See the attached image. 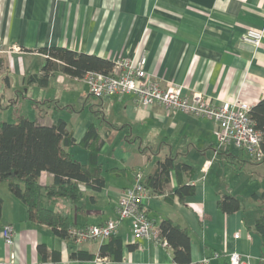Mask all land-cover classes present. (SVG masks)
<instances>
[{
  "label": "crops",
  "instance_id": "1",
  "mask_svg": "<svg viewBox=\"0 0 264 264\" xmlns=\"http://www.w3.org/2000/svg\"><path fill=\"white\" fill-rule=\"evenodd\" d=\"M248 29L263 31L258 46L242 41ZM50 46L112 60L143 53L150 77L163 85H180L185 94L201 93L215 103L241 99L255 104L264 97V0H0L5 97L20 105L25 96L20 90L14 95L7 71L18 73L23 88L27 75L40 72L45 57L39 49ZM24 55L42 57L39 70H28ZM27 86L33 89L37 84ZM37 87L43 91L31 102L34 111L26 109L27 101L22 102L26 113L11 114L14 119L22 114L44 125L63 119L75 138L67 150L84 163L89 154L80 140L90 125L102 141L98 161L104 186L94 190L81 183L83 195L78 202L45 198L50 208L69 214L71 226L116 219L118 196L135 181V174L146 178L159 160L172 157L191 167L180 179L192 183L195 193L184 201L171 194L178 184L171 170L162 192L148 189L142 198L147 216L156 225L168 217L187 228L190 264H224L232 251L247 255L250 264L264 262V245L253 230L261 212L249 217L243 209L227 214L216 206L221 194L238 197L230 185L246 184V178L237 182L236 176L249 163L232 149L217 146L214 121L160 105L139 107L130 94L97 99L89 95L86 83L60 71L46 86ZM57 87L61 92H55ZM64 91L71 92L70 102L64 99ZM52 178L43 171L39 180L45 185ZM0 197V233L5 225L14 230L12 243L0 234V264H179L172 259L171 247L146 237L134 239L129 218L118 226L120 260L109 256L71 259L69 253L78 249L96 255L107 239L75 243L58 236L47 224L29 221L25 204L9 191L7 181L0 182ZM205 258L209 260L203 263Z\"/></svg>",
  "mask_w": 264,
  "mask_h": 264
},
{
  "label": "trees",
  "instance_id": "2",
  "mask_svg": "<svg viewBox=\"0 0 264 264\" xmlns=\"http://www.w3.org/2000/svg\"><path fill=\"white\" fill-rule=\"evenodd\" d=\"M39 52L45 57L40 72L27 75L26 83H34L40 87L46 86L56 71L71 77H81L88 71L108 74L114 65L112 59L61 46L41 47ZM249 114L254 127L262 134L261 146L264 149V97L252 105ZM74 143L75 138L63 119H58L52 125H44L34 118L21 114L13 121L0 122V182L7 181L9 191L23 201L29 221L47 224L61 238H67L71 217L67 212L53 210L44 205L43 199L53 201L65 198L78 202L83 195L81 183L94 190H100L104 186L102 165L98 161L102 141L99 140L95 126L90 125L80 140V144L88 150L87 163L73 158L67 150ZM171 170L178 177V184L171 194H176L182 201L193 196L195 186L180 179L181 174L189 172L191 167L183 162H175L172 157L159 160L153 171L144 178L143 184L149 190L162 192L164 184L169 181ZM43 171L53 175L52 183L45 185L40 183ZM252 196L256 199L259 196L263 197L264 193L255 192ZM2 205L3 199L0 197V218ZM216 206L222 213L227 214L242 209L241 199L226 193L219 196ZM157 228L159 236L165 239L172 249L173 261L190 264L191 240L187 228L168 217L163 218ZM253 230L264 245V210L256 218ZM39 250L43 251L40 247ZM121 254L122 240L115 233L100 245L96 255L78 249L71 251L69 257L90 260L95 256H109L114 260H120ZM58 258L59 255L54 253V259ZM224 264H229L228 256Z\"/></svg>",
  "mask_w": 264,
  "mask_h": 264
},
{
  "label": "built area",
  "instance_id": "3",
  "mask_svg": "<svg viewBox=\"0 0 264 264\" xmlns=\"http://www.w3.org/2000/svg\"><path fill=\"white\" fill-rule=\"evenodd\" d=\"M262 36V30L248 29L243 34L242 41L258 46ZM113 61L112 71L108 74L88 71L81 77L72 78L86 83L89 94L97 99L130 94L139 107L160 105L170 111L210 119L215 123L213 134L219 148L244 151L255 162L264 160L262 134L254 127L249 114L252 103L241 99L215 103L201 93H183L180 85L172 83L163 85L161 81L150 77L146 71V57L143 53L133 57L119 56ZM143 180L142 174L137 172L135 181L123 188L118 196L116 219H107L101 224L70 226L67 230V239L75 243L106 240L110 235L117 233L122 219L129 218L134 239L146 237L157 245L170 247L168 242L159 236L157 225L142 209V198L148 193ZM0 234L7 243H12L14 234L12 225L3 226ZM234 236L238 237V234ZM227 256L229 264H250L249 257L237 251H232ZM208 260L203 259V263Z\"/></svg>",
  "mask_w": 264,
  "mask_h": 264
},
{
  "label": "rangeland",
  "instance_id": "4",
  "mask_svg": "<svg viewBox=\"0 0 264 264\" xmlns=\"http://www.w3.org/2000/svg\"><path fill=\"white\" fill-rule=\"evenodd\" d=\"M24 59V62L26 63V66L28 70L30 71H37L39 70L41 66V58L40 56H34V55H24L22 56ZM5 72V66L0 68V122L2 121H12L14 117L11 114L19 113L22 109L21 103L27 101L26 109L34 111L35 108H31V102L37 99L38 93H41L40 88L35 86L33 89H28V84L24 85L23 88L20 86V77L18 76V73L11 69V71H7V75L10 78L12 85V90L14 92V95L18 94L16 90L22 91V95L25 96V98H20L21 103L20 105L16 104V102H12L9 100L8 97H5L6 94H8V90L4 88L5 84V73H3V70ZM5 74V75H4ZM53 80H51L52 82ZM67 82H70V80H66ZM73 83V82H72ZM75 84V83H74ZM61 92V88H55V92ZM62 95V94H61ZM71 92L64 91L63 97L65 100H71ZM77 100V98H75ZM18 103V102H17ZM25 105V104H24ZM25 112L24 110H22ZM26 113V112H25ZM78 149V148H77ZM233 153L236 156H239L246 160L249 164L246 163L242 171L238 172V175L236 176L237 182H240L243 177L246 178V184L244 186H241L239 184L238 187H234L235 185L231 184L230 187L234 192H237L238 197L241 199L242 203V209L243 211L250 217L252 214L257 212H262L264 210V197H258L254 198L251 193L257 192V194H261L264 192V160L262 162H255L252 161L249 157V155L241 150L238 149H232ZM224 173H219V179H222L224 176ZM6 183V182H4ZM250 184V186L248 185ZM250 187V189H249ZM43 204L48 206L50 205L47 200L43 199ZM51 206V205H50Z\"/></svg>",
  "mask_w": 264,
  "mask_h": 264
}]
</instances>
